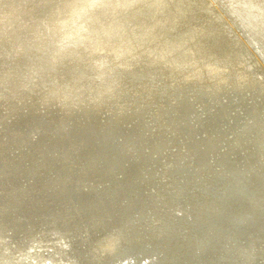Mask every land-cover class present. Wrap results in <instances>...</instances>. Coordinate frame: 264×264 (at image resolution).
I'll return each instance as SVG.
<instances>
[{
  "label": "bare ground",
  "instance_id": "6f19581e",
  "mask_svg": "<svg viewBox=\"0 0 264 264\" xmlns=\"http://www.w3.org/2000/svg\"><path fill=\"white\" fill-rule=\"evenodd\" d=\"M212 2L0 0V264H264V0Z\"/></svg>",
  "mask_w": 264,
  "mask_h": 264
},
{
  "label": "rangeland",
  "instance_id": "374dc122",
  "mask_svg": "<svg viewBox=\"0 0 264 264\" xmlns=\"http://www.w3.org/2000/svg\"><path fill=\"white\" fill-rule=\"evenodd\" d=\"M207 1H209V0H207ZM241 1L244 2V3L246 2V3L249 5V4L252 3L253 0H250V1H249V0H241ZM210 2L213 3L212 0H210ZM222 2L225 4L226 1H222ZM227 2H228V1H227ZM223 3H220L219 1H217V6H216V7L219 8L218 11H219L220 14H223L224 16H226V15L229 16L228 9H226V6H223V5H224ZM213 4L216 5L215 3H213ZM219 4H220V5H219ZM214 5H213V6H214ZM220 6H222V7H220ZM221 9H223V10H221ZM215 10H216V8H215ZM220 10H221V11H220ZM250 11H252V8L250 9ZM224 12H226V13H224ZM254 14H255V11H254ZM228 18H229V17H228ZM229 19L231 20V17H230ZM231 22H232V23H235L234 18H232ZM240 29H241V30H240ZM239 31H242L243 34L246 35V37L248 38L247 40L250 39L249 42H253V43H250V45H251V46L253 45V48L256 50V52H257V54L259 55V57L262 56L260 59H261L262 62H263V61H264V60H263V59H264V55H263V54H264V52H263V51H264V47H263V46H264V41H263V39H262V38H261V39H259V38H254V37H250V36H248L246 33H244V30H243L242 28H239ZM253 39H255V41H253ZM258 41H260V42H258ZM261 41H262V43H261ZM255 44H256V45H255ZM261 45H262V46H261ZM254 46H256V47H254ZM257 46H258V47H257ZM0 52H1L0 54H2V55H0V57H1V58H0V65H1V68L3 67L2 70H3V71H4V70L6 71V70H7V69H6L7 67L10 68V66H11L10 63H11V61H12L13 59H15L14 57H16L17 54L15 55V52H16V51H14V50H13V51H10V52H5V51H3V53H2V50H0ZM11 52H12L13 55H11ZM5 53H6V54H5ZM8 53H10V54H8ZM16 53H17V52H16ZM261 53H262V55H261ZM7 55H8V56H7ZM9 55H10V56H9ZM13 56H14V57H13ZM9 57H11V58L9 59ZM2 58H3L4 60H3ZM6 58H7V59H6ZM5 59H6V61H5ZM6 62H7V63H6ZM5 63H6V66H4ZM263 63H264V62H263ZM9 65H10V66H9ZM4 67H5V69H4ZM258 68H259V66H258ZM259 70H260V69H259ZM29 103L32 104L31 101H28L27 104L29 105V108H32V107H30V104H29ZM138 112H139V113H138ZM152 112H153V113H152ZM152 112H151V114H150L151 117H150V115L148 116L149 118H153V116L155 117L154 111H152ZM139 114H143V112H142L141 110L138 109V111H137V115H139ZM139 116H140V115H139ZM159 124H160L159 122L156 123V128H155L154 133H156V132L161 131L162 129H164V127H162V128L159 127ZM158 127H159V128H158Z\"/></svg>",
  "mask_w": 264,
  "mask_h": 264
},
{
  "label": "water",
  "instance_id": "95a60500",
  "mask_svg": "<svg viewBox=\"0 0 264 264\" xmlns=\"http://www.w3.org/2000/svg\"><path fill=\"white\" fill-rule=\"evenodd\" d=\"M81 17H82V16H81ZM81 17H80V18H81ZM72 42H73V41H72ZM87 43H88V42H87ZM72 44H73V43H72ZM88 44H89V43H88ZM90 47H91V50L93 49L92 51H97V49H95V46H94V48H93V45L90 46ZM129 47H130V46H127L126 48L128 49ZM130 48H131V47H130ZM130 48H129L128 50H126V51H132V49H130ZM88 50H90V48H88Z\"/></svg>",
  "mask_w": 264,
  "mask_h": 264
}]
</instances>
